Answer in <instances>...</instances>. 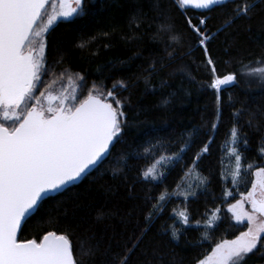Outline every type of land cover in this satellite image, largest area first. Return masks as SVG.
<instances>
[{
	"label": "trees",
	"instance_id": "trees-1",
	"mask_svg": "<svg viewBox=\"0 0 264 264\" xmlns=\"http://www.w3.org/2000/svg\"><path fill=\"white\" fill-rule=\"evenodd\" d=\"M254 2L250 18L228 26L234 5L200 13L185 11L176 0H84L81 15L53 26L47 34L48 74L43 79L51 83L65 74L82 76L79 99L89 92L102 99L113 91L124 105L127 126L102 166L44 201L24 222L18 240L39 242L48 232L66 234L82 264H112L114 254L123 256L129 249L127 264H198L217 242L247 230L246 224L231 220L227 208L238 193L251 190L254 169L248 170L247 164L264 166L259 153L264 145V84L251 83L242 74L245 65L264 62V0ZM187 17L194 24L207 18L201 29L210 36L206 52ZM208 57L216 75L237 74V84L222 86L219 103L216 90L208 87L213 77ZM234 126L244 157L237 185L232 183L235 162L229 154ZM185 141L192 147L182 160L155 165ZM205 144L209 151L193 167ZM150 145L156 147L146 154ZM152 166L165 171V177L144 180L143 171ZM186 191L197 195L185 201L178 193ZM161 193L169 196L164 211L146 221L150 198ZM181 211L190 216L188 225ZM213 215L218 224L206 232ZM173 226L180 231L179 240L171 236ZM247 264H264V254H251Z\"/></svg>",
	"mask_w": 264,
	"mask_h": 264
},
{
	"label": "snow or ice",
	"instance_id": "snow-or-ice-1",
	"mask_svg": "<svg viewBox=\"0 0 264 264\" xmlns=\"http://www.w3.org/2000/svg\"><path fill=\"white\" fill-rule=\"evenodd\" d=\"M176 2L185 11L189 7L211 11L216 6L227 8L234 5L228 26L237 19L250 18L257 6L254 0ZM83 11L84 0H0V264H82L74 255L73 244L66 234L48 232L39 242L36 239L18 240L17 234L21 223L38 212L44 201L67 190L91 168L102 166L105 158L111 155L110 150L123 140L127 126L124 105L113 91L107 92L111 102L91 92L78 99L75 92L65 88L53 95L56 81L46 83L43 79L48 74L45 55L47 34L58 22H71ZM206 19L201 17L194 24L192 18L187 17L190 29L205 52L210 36L201 29L206 27ZM207 63L213 74L208 87L216 90L219 103L218 94L222 86L237 84V74L218 76L210 57ZM257 63L261 66L248 68L245 65L247 71L242 74L259 76L264 81V62ZM79 79L82 81L84 78L80 76ZM69 81L71 86V77ZM118 83L127 87L123 81ZM41 88L43 91L37 94ZM192 135L189 134V140ZM230 143L229 154L235 162L231 177L232 183L237 185L243 175L244 157L240 151L239 129L235 126L230 131ZM242 143L248 146L246 138ZM155 147L150 145L144 152L152 154ZM191 147L185 141L178 151L161 155L155 160V165H174ZM208 151L205 144L193 158V167H196L201 154ZM259 153L264 159V145L260 146ZM247 169H254L251 171L254 177L251 190L246 194L238 193L239 199L228 207L237 224L248 222L245 225L247 231H242L235 239L217 242L211 253L198 264H247L250 254H264V166L248 163ZM142 176L146 181H160L165 177V171L157 172L152 166L144 170ZM178 194L183 195L185 201L197 195L194 191ZM225 195L233 197V192L226 191ZM153 199L155 203H151ZM168 199L166 193L150 198L151 210L145 217L146 221L150 222L162 213ZM246 204L250 205V211L246 210ZM219 211L215 210L216 213ZM179 215L188 225L190 216L184 211ZM199 223L196 221L197 225ZM217 224L218 218L213 215L207 221L205 231ZM171 236L179 240L180 231L174 229ZM88 252L94 254V249L89 247ZM130 254L131 249L123 256L114 254L112 264H127Z\"/></svg>",
	"mask_w": 264,
	"mask_h": 264
},
{
	"label": "rangeland",
	"instance_id": "rangeland-1",
	"mask_svg": "<svg viewBox=\"0 0 264 264\" xmlns=\"http://www.w3.org/2000/svg\"><path fill=\"white\" fill-rule=\"evenodd\" d=\"M261 66L260 64L256 63L255 66L253 67H250V68H254V67H259ZM247 71V69H245L244 73ZM69 77H71V86H70V81H69ZM243 78L251 83H263L264 84V81H261L259 76H250V75H246L244 74L243 75ZM56 83L53 85V95H56L60 92L61 88H65V89H68L69 91H73L75 92V94L77 95V98L79 99V96H80V91H79V87H76V85H78L80 79L77 78L76 76H73V75H70V74H65V75H61L59 76L58 78L55 79ZM39 91H43V89H39L38 90V93L39 94ZM102 99H107L109 101V97H105V98H102ZM111 102V101H110ZM55 103V102H54ZM115 107V106H114ZM239 199V198H238ZM236 202V201H235ZM233 202V203H235ZM245 208L246 210H249L250 211V205H245ZM228 209V208H227ZM229 212V211H228ZM230 214V217H231V220L233 222H235L237 224V222L235 221V219L233 218L232 216V213L229 212ZM247 221L244 222V224L247 225ZM247 231V230H246ZM259 247V246H258ZM256 253V252H255ZM254 254V253H253ZM251 255V254H250ZM249 255V256H250Z\"/></svg>",
	"mask_w": 264,
	"mask_h": 264
},
{
	"label": "water",
	"instance_id": "water-1",
	"mask_svg": "<svg viewBox=\"0 0 264 264\" xmlns=\"http://www.w3.org/2000/svg\"><path fill=\"white\" fill-rule=\"evenodd\" d=\"M217 7H219V6H216L215 8H217ZM188 9H193V8H191V7H189ZM194 10H196L197 12H200V13H203V12H209L210 10H202V9H194ZM108 157V156H107ZM107 157L105 158V160L107 159ZM104 160V161H105ZM100 165H98L97 167H94V168H91L89 171H88V173L86 174V175H84L80 180H78L77 182H75V184H72V185H69L68 186V188L69 187H71V186H73V185H77V184H79L87 175H89L90 173H92L96 168H98ZM63 192V191H62ZM28 219V218H27ZM25 222V221H24ZM24 222H22L21 223V227H22V225L24 224ZM21 227H20V229H21ZM20 232V231H19ZM19 232H18V234H19ZM18 234H17V239H18Z\"/></svg>",
	"mask_w": 264,
	"mask_h": 264
}]
</instances>
